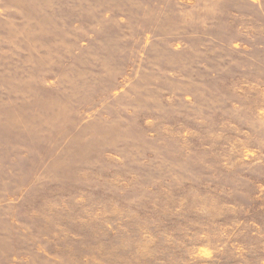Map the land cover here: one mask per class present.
Masks as SVG:
<instances>
[{"label":"rangeland","instance_id":"1","mask_svg":"<svg viewBox=\"0 0 264 264\" xmlns=\"http://www.w3.org/2000/svg\"><path fill=\"white\" fill-rule=\"evenodd\" d=\"M0 264H264V0H0Z\"/></svg>","mask_w":264,"mask_h":264}]
</instances>
